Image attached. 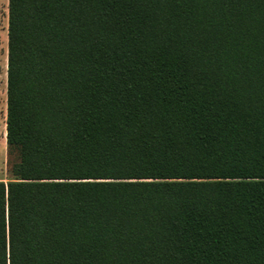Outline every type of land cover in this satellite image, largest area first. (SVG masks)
Segmentation results:
<instances>
[{"label":"trees","instance_id":"16d2710c","mask_svg":"<svg viewBox=\"0 0 264 264\" xmlns=\"http://www.w3.org/2000/svg\"><path fill=\"white\" fill-rule=\"evenodd\" d=\"M0 264H264V0H8Z\"/></svg>","mask_w":264,"mask_h":264},{"label":"rangeland","instance_id":"374dc122","mask_svg":"<svg viewBox=\"0 0 264 264\" xmlns=\"http://www.w3.org/2000/svg\"><path fill=\"white\" fill-rule=\"evenodd\" d=\"M8 0H0V181L13 180L6 144V83H7Z\"/></svg>","mask_w":264,"mask_h":264}]
</instances>
